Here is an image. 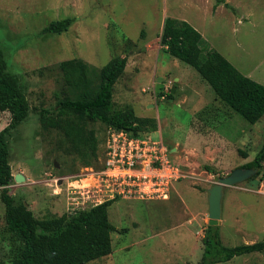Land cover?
I'll use <instances>...</instances> for the list:
<instances>
[{
	"label": "rangeland",
	"instance_id": "rangeland-1",
	"mask_svg": "<svg viewBox=\"0 0 264 264\" xmlns=\"http://www.w3.org/2000/svg\"><path fill=\"white\" fill-rule=\"evenodd\" d=\"M226 2L228 7L216 6L215 0H0V50L30 105L28 118L9 140L13 175L26 178L11 185L13 198L27 203L39 220L71 214L65 178L97 172L105 160L106 125L89 124L99 141L93 167H84L69 153L58 131L41 126L40 111L72 95L59 69L66 60H82L99 72L111 60L127 58L115 85V104L156 118L158 131L150 135L162 139L186 174L169 202L115 201L110 222L127 232L113 233L112 254L88 264H200L214 175L223 178L244 168L261 149L264 117L251 124L223 106L195 68L161 46L166 18L187 21L203 36L205 52L217 50L243 75L264 85V0ZM66 18L74 19L67 32L42 34L49 23ZM93 82L96 88L99 79ZM9 121L8 114L0 113V132ZM249 180L225 189L219 224L225 246L264 240V171ZM2 190L0 261L9 262L22 241L6 225ZM221 264H264V251Z\"/></svg>",
	"mask_w": 264,
	"mask_h": 264
},
{
	"label": "trees",
	"instance_id": "trees-1",
	"mask_svg": "<svg viewBox=\"0 0 264 264\" xmlns=\"http://www.w3.org/2000/svg\"><path fill=\"white\" fill-rule=\"evenodd\" d=\"M216 6L229 4L215 0ZM74 23L73 18L52 21L42 34H62ZM203 36L187 21L166 18L161 33V46L172 57L192 66L210 85L216 99L225 107L242 116L251 124L264 117V85L243 75L228 59L215 49L201 48ZM127 58L111 60L99 72L82 60L60 63L66 86L72 91L53 108L40 111L44 130H55L63 137L69 153L74 154L84 167L99 161V141L90 123L100 122L107 128L125 130L134 136L157 132L156 118L140 117L133 106L118 107L114 102L115 85L124 74ZM93 77L99 79L93 87ZM173 98L174 94H168ZM30 105L19 79L10 72L6 56L0 50V113L10 121L0 132V187L5 208V222L11 233L22 241L19 253L9 262L0 264H88L110 256L113 252L112 234L125 233L109 218L115 201H108L75 214L39 220L28 204L10 194L15 178L10 164V136L28 118ZM55 166V163H54ZM56 167V166H55ZM102 168V164H101ZM100 168V169H101ZM244 168L258 169L255 181L264 171V143L253 161ZM212 173H215L212 170ZM219 226H207L203 238V257L200 264H221L233 259L264 251V240L235 247L225 246Z\"/></svg>",
	"mask_w": 264,
	"mask_h": 264
},
{
	"label": "built area",
	"instance_id": "built-area-1",
	"mask_svg": "<svg viewBox=\"0 0 264 264\" xmlns=\"http://www.w3.org/2000/svg\"><path fill=\"white\" fill-rule=\"evenodd\" d=\"M171 155L162 139L109 128L102 168L65 178L70 213L120 199L168 201L175 185L186 178Z\"/></svg>",
	"mask_w": 264,
	"mask_h": 264
},
{
	"label": "water",
	"instance_id": "water-1",
	"mask_svg": "<svg viewBox=\"0 0 264 264\" xmlns=\"http://www.w3.org/2000/svg\"><path fill=\"white\" fill-rule=\"evenodd\" d=\"M175 94V88L172 89ZM55 166L58 167L57 163ZM259 172L258 169L238 168L226 177L220 178L214 175L216 184L208 191L209 193V226H219L223 216V198L227 187H233L239 183H243ZM16 183L25 182L26 178L20 174L14 176ZM26 204V203H25ZM27 205V204H26Z\"/></svg>",
	"mask_w": 264,
	"mask_h": 264
},
{
	"label": "crops",
	"instance_id": "crops-1",
	"mask_svg": "<svg viewBox=\"0 0 264 264\" xmlns=\"http://www.w3.org/2000/svg\"><path fill=\"white\" fill-rule=\"evenodd\" d=\"M219 6H221V5H219ZM176 19V18H175ZM178 20H180V19H178ZM182 21H184V20H182ZM172 152V151H171ZM174 189H175V187H174ZM173 189V190H174ZM172 193H173V191H172ZM171 196H172V194H171ZM120 200H124V199H120ZM115 201H117V200H115ZM135 201H141V200H135ZM170 200H168V201H157V200H155V201H151V202H163V203H166V202H169ZM117 228V227H116ZM118 229V228H117ZM120 230V229H119Z\"/></svg>",
	"mask_w": 264,
	"mask_h": 264
}]
</instances>
